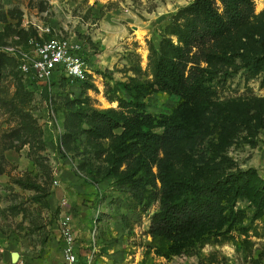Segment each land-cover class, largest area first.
<instances>
[{
    "label": "rangeland",
    "instance_id": "1",
    "mask_svg": "<svg viewBox=\"0 0 264 264\" xmlns=\"http://www.w3.org/2000/svg\"><path fill=\"white\" fill-rule=\"evenodd\" d=\"M251 1L248 21L220 37L216 56L200 64L214 78L198 102L188 101L198 136L186 134L177 145L168 170L174 179L203 183L229 166L255 167L264 178V66L248 70L238 55L264 54V0ZM193 2L0 0V264H63L57 228L67 215L80 253L96 246L95 264H264V207L232 203L227 191L215 227L180 241L151 237L159 179L147 184L150 168L137 170L146 186L135 188L143 195L136 197L121 178L127 165L114 156L123 126L110 137L94 134L93 111L121 110V101L143 103L126 111L150 115L144 130L162 133L174 119L189 95L158 84L155 63L160 55L174 60L184 44L179 33L192 19L184 9ZM49 39L76 46L86 81L30 80L4 51Z\"/></svg>",
    "mask_w": 264,
    "mask_h": 264
},
{
    "label": "trees",
    "instance_id": "2",
    "mask_svg": "<svg viewBox=\"0 0 264 264\" xmlns=\"http://www.w3.org/2000/svg\"><path fill=\"white\" fill-rule=\"evenodd\" d=\"M184 11L192 16L187 31L179 33L184 44L175 47L174 60L160 55L155 63L158 84L165 90L189 95L188 100L180 102L174 119L165 121L164 131L156 133L142 128L144 120L150 115L127 113L128 109L143 107V103L138 100L121 101L122 109L118 111L113 108L93 111L94 134L97 138L110 137L116 128H124L122 141L119 147L114 148V156L118 153L121 162L127 165L121 178L129 185V190L139 199L143 198L142 194L136 193L135 188L138 185L145 188V182L143 177L135 175L137 170L145 166L150 168L152 178L147 184L157 186L156 179H159L161 208L152 215L148 233L153 238L168 242L180 241L203 228L215 227L225 208L220 201L222 192L230 194L232 203L244 198L255 211L264 207V178L255 167L242 169L229 166L228 172L221 177L203 183L174 179L168 174L174 151L181 139L186 134L198 136L195 126L188 120V101L191 104L198 102L199 93L207 89L206 79L214 78L215 73L200 64L216 56L218 39L246 23L254 13V5L251 0H194ZM238 55L248 70L264 66V54ZM3 58V53H0V65ZM237 70L235 68L233 71ZM205 72L208 75L205 76ZM150 160L151 164H155L157 173L152 171Z\"/></svg>",
    "mask_w": 264,
    "mask_h": 264
},
{
    "label": "built area",
    "instance_id": "3",
    "mask_svg": "<svg viewBox=\"0 0 264 264\" xmlns=\"http://www.w3.org/2000/svg\"><path fill=\"white\" fill-rule=\"evenodd\" d=\"M4 51L16 58L21 73L30 80L49 82L56 75L70 81L84 82L88 79L85 60L69 41L31 40L26 45L6 47ZM57 232L63 264H95L96 246L86 254L80 253L70 216L60 220Z\"/></svg>",
    "mask_w": 264,
    "mask_h": 264
},
{
    "label": "water",
    "instance_id": "4",
    "mask_svg": "<svg viewBox=\"0 0 264 264\" xmlns=\"http://www.w3.org/2000/svg\"><path fill=\"white\" fill-rule=\"evenodd\" d=\"M19 257H20L19 252H17V251H13V252L11 253V262H12V263L17 262L18 259H19Z\"/></svg>",
    "mask_w": 264,
    "mask_h": 264
}]
</instances>
